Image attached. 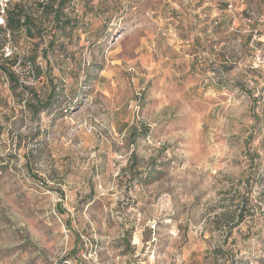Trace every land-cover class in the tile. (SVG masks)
I'll return each mask as SVG.
<instances>
[{"label": "rangeland", "instance_id": "obj_1", "mask_svg": "<svg viewBox=\"0 0 264 264\" xmlns=\"http://www.w3.org/2000/svg\"><path fill=\"white\" fill-rule=\"evenodd\" d=\"M60 8L0 26V264H264V0Z\"/></svg>", "mask_w": 264, "mask_h": 264}, {"label": "trees", "instance_id": "obj_2", "mask_svg": "<svg viewBox=\"0 0 264 264\" xmlns=\"http://www.w3.org/2000/svg\"><path fill=\"white\" fill-rule=\"evenodd\" d=\"M65 0H59L58 4L54 6L53 2H34V4H27L22 0H14L8 4L5 14V27L9 32L24 30L28 36L35 34L41 35L38 20L41 18L37 15L40 13H48L53 15L54 22L57 24L60 19V7ZM57 22V23H56ZM65 23L67 21H64ZM1 26V25H0ZM264 53V52H263ZM262 53V54H263ZM16 56L2 57L0 56V71L5 73L10 80L17 82L15 72L12 70V65L16 62ZM10 61V64H9ZM264 67V65H260ZM50 100L41 101L33 110L36 112L40 108H45L49 105ZM59 211V209H57ZM244 218L243 212L236 214V221L239 222Z\"/></svg>", "mask_w": 264, "mask_h": 264}, {"label": "built area", "instance_id": "obj_3", "mask_svg": "<svg viewBox=\"0 0 264 264\" xmlns=\"http://www.w3.org/2000/svg\"><path fill=\"white\" fill-rule=\"evenodd\" d=\"M11 1H14V0H0V25L1 26H4L5 24L6 9L8 7V4ZM2 49L4 51L5 56H9L13 53V48L11 45L7 44ZM256 60L260 65H264V53L261 55H258L256 57ZM83 241H84L85 248L81 252V257H82L81 260L83 262L87 261L88 264H143V263H146V261L141 262L139 259H138L139 261L137 260V256L139 254L138 252H135L136 250L134 251L135 245L137 243L135 240L130 242L129 246L131 249L127 253H122L121 251L115 254V256L109 253L108 255H110L113 259L111 262L101 260V254H102V249H103L102 245H98L97 243H92V241L88 238H84ZM150 256H151L150 258H152L153 254ZM123 257H124V260L120 262V259Z\"/></svg>", "mask_w": 264, "mask_h": 264}]
</instances>
